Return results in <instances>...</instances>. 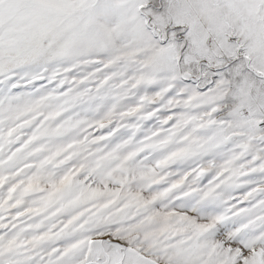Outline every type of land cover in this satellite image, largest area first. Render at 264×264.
<instances>
[{"label": "snow or ice", "instance_id": "obj_1", "mask_svg": "<svg viewBox=\"0 0 264 264\" xmlns=\"http://www.w3.org/2000/svg\"><path fill=\"white\" fill-rule=\"evenodd\" d=\"M0 264H264V0H0Z\"/></svg>", "mask_w": 264, "mask_h": 264}]
</instances>
